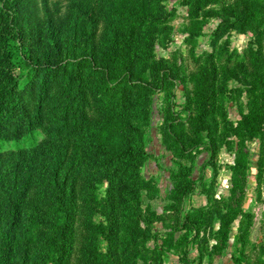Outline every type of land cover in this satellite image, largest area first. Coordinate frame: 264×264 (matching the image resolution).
<instances>
[{
  "label": "trees",
  "instance_id": "obj_1",
  "mask_svg": "<svg viewBox=\"0 0 264 264\" xmlns=\"http://www.w3.org/2000/svg\"><path fill=\"white\" fill-rule=\"evenodd\" d=\"M177 3L189 6L191 48L204 21L226 10L228 28L250 29L256 39L226 64L221 53L192 54L198 69L185 75L169 59L149 61L157 44L165 46L175 16L159 0H0V264H162L170 250L185 255V231L198 238L210 215L199 208L180 219V202L195 187L193 165L181 162H193L202 147L215 159L227 138L262 134L264 17L253 7L264 0ZM231 61L239 69H227ZM236 73L248 81L236 90L248 92V113L218 128L216 84ZM176 79L185 85L189 115L165 119L163 145L177 169L170 171V204L161 216L151 213L167 235L152 248L146 242L156 235L146 226L153 220L142 215L130 183L147 157L137 147V103L142 91L167 94ZM226 210L216 232L223 240L233 221ZM178 231L184 233L174 240Z\"/></svg>",
  "mask_w": 264,
  "mask_h": 264
},
{
  "label": "rangeland",
  "instance_id": "obj_2",
  "mask_svg": "<svg viewBox=\"0 0 264 264\" xmlns=\"http://www.w3.org/2000/svg\"><path fill=\"white\" fill-rule=\"evenodd\" d=\"M229 1L231 0H220L227 3ZM177 2L178 0H159L161 10L164 11V7L167 12L174 10L175 16L168 24L171 32L165 46L157 44L150 52L149 61L169 59L188 75L198 69V66L193 64L192 54L196 57L203 54L217 57L221 53L224 64L229 55L232 59H240L250 42L256 39V35L250 29L240 32L238 29L228 28L232 20H229V11L226 10L222 11L220 13L222 16L218 15L217 19L204 21L201 35L196 37L191 48L184 32V27L188 24L189 6H182ZM258 4L260 5L259 2ZM156 9L151 6L152 11L155 12ZM253 12L264 17V6L263 8L254 6ZM252 19H256L255 16ZM253 22L254 20L249 23V28ZM260 30L264 32V26L260 27ZM260 47L264 69V37ZM232 61L227 69H239L237 65H232ZM241 77L242 75L236 73V77L228 78L225 86L216 84L214 96L217 105H214L213 114L218 128H223L222 121L235 126L240 120L241 113H248V92L243 91L241 94L236 92L245 89L244 81L248 83ZM219 93L223 94L222 97ZM185 96V85L181 79H176L167 94L142 91L137 103L136 126L142 136L137 147L144 151L147 157L140 165V169L131 177L130 183L132 193L139 194L142 215L149 212V218L153 220L147 226L142 223L146 227L152 226L150 235H156L146 242V245L152 248L160 244L167 235L163 229V221L153 218L151 213L153 215L155 213L156 217L161 216L170 204L167 200L172 189L170 171L177 169L171 153L163 145L165 119L167 115L180 121L187 118L189 112L182 110ZM261 127L262 134L258 138H250L248 134L239 139L235 136L230 140L227 138L231 143H222L215 159H211L209 152L202 147L195 152L193 162L189 160L181 162L186 167L193 165L191 180L195 182V187L193 192L180 202V219L199 208L208 209L210 217L206 219V225L200 230L196 240L193 239L195 234L192 232H176L174 240L182 233L185 239H189L185 255H181L183 248L179 253L170 250L162 256V264H213L215 259L220 264H227L229 261L232 264H264V126ZM219 131L221 133L222 130ZM142 187L146 190L141 189ZM104 188L105 186L99 188V196L103 195ZM151 195L153 198L149 199ZM227 207L230 208V213L231 211L233 213V221L230 223L227 237L225 236L223 240L216 232L222 226L219 216L226 213ZM239 211H244L246 217ZM150 219L147 218V221ZM179 223L182 225L181 221ZM241 226L248 227L249 233L246 236L240 233Z\"/></svg>",
  "mask_w": 264,
  "mask_h": 264
},
{
  "label": "crops",
  "instance_id": "obj_3",
  "mask_svg": "<svg viewBox=\"0 0 264 264\" xmlns=\"http://www.w3.org/2000/svg\"><path fill=\"white\" fill-rule=\"evenodd\" d=\"M213 264H220V263L218 262L217 259H215V260H213ZM225 264H226V263H225ZM227 264H232V263H231V261H229V263H227Z\"/></svg>",
  "mask_w": 264,
  "mask_h": 264
}]
</instances>
